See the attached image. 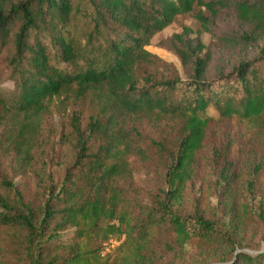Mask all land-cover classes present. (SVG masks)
I'll use <instances>...</instances> for the list:
<instances>
[{
    "label": "trees",
    "instance_id": "1",
    "mask_svg": "<svg viewBox=\"0 0 264 264\" xmlns=\"http://www.w3.org/2000/svg\"><path fill=\"white\" fill-rule=\"evenodd\" d=\"M182 13L198 28L184 25L162 44L184 74L146 47ZM204 32L241 57L212 67ZM262 37L264 0H0V76L13 83L0 80V264H264L256 239L264 230ZM83 100L87 112L71 110L75 153L55 180L35 152L46 114ZM211 106L244 123L246 141L231 159L232 140L217 154V203L196 199L185 211L186 189L202 176ZM147 163L165 186L143 198L134 177ZM29 173L43 181L39 199L14 181ZM111 239L118 244L104 252Z\"/></svg>",
    "mask_w": 264,
    "mask_h": 264
},
{
    "label": "rangeland",
    "instance_id": "2",
    "mask_svg": "<svg viewBox=\"0 0 264 264\" xmlns=\"http://www.w3.org/2000/svg\"><path fill=\"white\" fill-rule=\"evenodd\" d=\"M228 23L230 25H237L234 17ZM184 25H188L194 30L198 28V23L194 17L187 13L179 14L174 21L157 32L152 38L151 43L146 46L148 49L166 60L175 63L182 74H184V68L180 57L176 52L164 46L162 40L170 36L173 32L181 31ZM222 25H225L224 21L222 22ZM202 37L206 44L214 46L212 67L215 64H220L226 66V69H229L231 63H235L241 57L238 48H222L212 43V37L209 32H204ZM259 45L264 46V37L259 40L258 46ZM0 69H6L5 57H2L0 60ZM6 75V71H4L3 75L0 76L3 85L7 87L13 86L12 81L9 80ZM54 101H57V99ZM89 105L90 102L88 100H83L79 103L66 104L65 106L68 107V110L64 112L59 111L56 106H53L52 110L46 114H49L47 117L48 122L43 125L44 134L40 140L38 150L35 149V152L38 153L37 155H43V157H45L41 159L42 161H45L44 164L46 165L47 171L52 174L55 180L62 179L65 167L70 163L75 153L73 146L74 137L71 134V110L80 107L87 112ZM209 113L212 114L215 119L210 125L205 145L201 151V155H199L202 176L195 179L192 183H189L186 189L184 198L185 211L192 209V205L196 199H199V203L203 207L212 206L217 203L218 194L221 191L220 167L222 165L221 162H219L217 154H219L220 151L225 153L226 148H228L230 144V140H232L228 150V158L231 159L236 155H239V146L246 141L244 137V123L236 124L227 119H220L218 117V112L212 106L209 107ZM144 133L150 138L158 135V130L156 128H145ZM132 159H134V157H132ZM134 163L137 164L136 159ZM39 164L41 163L39 162ZM9 175L12 176L11 174ZM44 177H47V174H45ZM14 181L22 190L26 191L28 198L39 199L41 197V191L44 186L42 183L43 181H41L37 174L29 173L28 175H18L14 177ZM164 186L162 176L156 169H154L153 163H147L146 165L138 164L134 177V188L143 198H147L148 195L153 192L161 191ZM1 230L2 235H5L6 245L10 248L15 247V238L10 234L12 229L7 228L6 230ZM69 235L70 231L66 230L63 237H68ZM263 235L264 230L257 235L256 239L261 241V246L264 248V239H261ZM117 244V240L111 239L109 242L105 243L104 252L112 251ZM245 249L250 252L257 251L255 248ZM11 252L13 254V262L19 263L13 249H11Z\"/></svg>",
    "mask_w": 264,
    "mask_h": 264
}]
</instances>
